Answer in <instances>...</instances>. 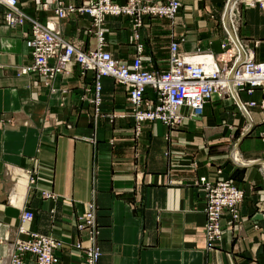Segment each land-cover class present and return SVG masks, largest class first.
<instances>
[{"label": "crops", "instance_id": "0c3cea01", "mask_svg": "<svg viewBox=\"0 0 264 264\" xmlns=\"http://www.w3.org/2000/svg\"><path fill=\"white\" fill-rule=\"evenodd\" d=\"M179 1L173 16L143 14L137 27L129 15L105 14L104 48L119 62L139 55L143 68L156 71L167 66L171 39L178 40L179 49L217 55L227 2ZM55 5L56 0H17L26 15L56 23L75 47H93L91 17L74 11L57 17ZM233 6L231 0L227 25ZM4 11L0 4V258L10 239L26 236L16 225L27 208L32 212L23 222L27 230L62 242L55 264H82L83 253L74 243L88 241L76 219L90 209L99 248L94 264H264V107L259 105L264 93L259 87L236 89L239 100L255 101L248 116L230 95L212 93L199 114L188 115L182 107L186 115L177 125L143 121L136 131L127 88L112 76L98 77L94 100L93 72L76 62L49 78L19 72L31 61L25 45L29 22L7 25ZM235 22L236 35L263 60L264 7L240 4ZM144 94L153 93L145 87ZM199 175L229 178L243 190L237 217L221 210L220 237L209 246L204 193L195 183Z\"/></svg>", "mask_w": 264, "mask_h": 264}, {"label": "built area", "instance_id": "2783aa9c", "mask_svg": "<svg viewBox=\"0 0 264 264\" xmlns=\"http://www.w3.org/2000/svg\"><path fill=\"white\" fill-rule=\"evenodd\" d=\"M247 1L249 4L257 2L264 7V0ZM0 4L5 7L3 18L7 25L20 24L24 20L29 22L25 45L31 61L21 65L19 72L32 70L49 78L55 72L63 71L67 63L76 62L81 70L89 69L93 72L94 100L98 99V77L112 76L127 88L130 114L136 131L143 121L159 120L169 126L177 125L186 115L181 110L182 107H187L188 115H197L212 93L230 95L241 113L248 116V106L255 104V101L239 100L236 89L246 87L250 91L256 86L264 93V59H256L251 47L236 35L234 19L230 21V26H226L222 20L224 36L219 42L220 51L217 55L210 51L179 49L178 40L171 39L168 44L167 66L163 70L143 68L139 55L133 56L128 63L119 62L104 48L105 14L129 15L134 27H137L141 24L143 14L173 16L180 5L179 0H80L78 5L64 4L61 0H56L53 11L57 17L71 11L86 13L91 17L95 44L87 49L75 47L65 39L56 23L38 21L26 15L17 7V0H12L11 3L9 0H0ZM145 87L150 88L152 96L144 94ZM259 105L264 107V97ZM31 180L29 177V181ZM195 183L202 187L204 193L203 230L209 246L220 237L218 220L221 210L226 209L232 218L237 217L236 204L241 201L243 190L226 177L208 179L205 175H199ZM31 216L29 209H21L16 230L26 233V236H15L8 241L9 251L0 258L1 264L56 263L55 249L62 242L50 235L27 230L23 222ZM76 227L85 231L88 241L85 245L79 241L74 243L83 253L82 264H94L99 248L93 241L97 227L92 210L86 209L77 215ZM27 257L30 261L26 260Z\"/></svg>", "mask_w": 264, "mask_h": 264}, {"label": "rangeland", "instance_id": "374dc122", "mask_svg": "<svg viewBox=\"0 0 264 264\" xmlns=\"http://www.w3.org/2000/svg\"><path fill=\"white\" fill-rule=\"evenodd\" d=\"M226 2H227V0L224 1L223 6H225ZM235 2H236V3H235ZM235 2H234L235 5L233 6V12H234V14L232 15V19H234V20H236L239 5H240V4H243V3H247V4H249L247 0H235ZM254 3H257V2H254ZM221 15H222V14H221ZM219 22H220V25H221V27H222V24H221V16H220Z\"/></svg>", "mask_w": 264, "mask_h": 264}, {"label": "bare ground", "instance_id": "6f19581e", "mask_svg": "<svg viewBox=\"0 0 264 264\" xmlns=\"http://www.w3.org/2000/svg\"><path fill=\"white\" fill-rule=\"evenodd\" d=\"M230 2H231V0H227V5H226V7H225V9H224V13L221 15V24H222V20H224V22H225V16H226V13H227V8H228V6H229V4H230ZM234 2H235V0H234ZM236 3V2H235ZM235 3H234V5H235ZM234 14V13H233ZM232 21V20H231ZM51 22V21H50ZM225 24H226V22H225ZM229 26H230V24H228ZM226 26H227V24H226ZM238 92V91H237ZM235 99H237L236 97H235ZM233 156H234V151H233ZM235 157V156H234ZM236 158V157H235Z\"/></svg>", "mask_w": 264, "mask_h": 264}, {"label": "clouds", "instance_id": "9594fccd", "mask_svg": "<svg viewBox=\"0 0 264 264\" xmlns=\"http://www.w3.org/2000/svg\"><path fill=\"white\" fill-rule=\"evenodd\" d=\"M12 2V0H9V3H11Z\"/></svg>", "mask_w": 264, "mask_h": 264}]
</instances>
